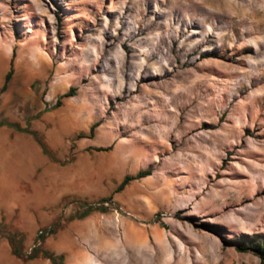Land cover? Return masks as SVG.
<instances>
[{"label":"rangeland","instance_id":"rangeland-1","mask_svg":"<svg viewBox=\"0 0 264 264\" xmlns=\"http://www.w3.org/2000/svg\"><path fill=\"white\" fill-rule=\"evenodd\" d=\"M11 55L0 122L43 149L0 127V264H50L13 230L61 264H261L227 242L264 235V0H0V86Z\"/></svg>","mask_w":264,"mask_h":264},{"label":"trees","instance_id":"trees-1","mask_svg":"<svg viewBox=\"0 0 264 264\" xmlns=\"http://www.w3.org/2000/svg\"><path fill=\"white\" fill-rule=\"evenodd\" d=\"M12 57L13 55H11V58L9 60L8 69L3 76L2 84L0 86V93H2L6 89L7 83L12 75ZM72 93H73V89L69 88L65 94L61 95L55 100L54 107H58L60 105V99L69 97L72 95ZM2 126L11 128L12 130L16 132H24V133H28L32 135L37 140L39 146L43 149L42 143L36 138V134L33 132H30L28 129H21L18 127L17 124L8 123L4 121L0 122V127ZM94 127H95V124H92L89 127V135L92 134ZM96 150H100V149H96ZM149 174H150V171L146 170V171H139L133 176H127V175L124 176L122 180L120 181V183L117 185L115 192L121 191L128 184L129 181L146 177ZM104 201L108 202L110 201V198H106L104 199ZM97 209L100 210V208H97ZM91 211H92L91 209H87L77 216L69 217V219H83ZM1 229H3L2 220H0V230ZM6 237H7V242L10 248V254L14 258L21 261L22 263H26L27 261H32L38 257L49 261L50 264H61L62 262V259H63L62 255L55 256L53 253L41 247L44 241V236L41 233L38 234L36 236V239L34 240V243H38V244L33 246L29 250L28 253H25L22 251L23 250L22 243L24 239L22 234L18 233L16 230H13L12 232L7 233ZM227 244L231 246L236 252L252 254L259 260L261 264H264V235L251 234V235L243 236L239 239L230 240L227 242Z\"/></svg>","mask_w":264,"mask_h":264}]
</instances>
